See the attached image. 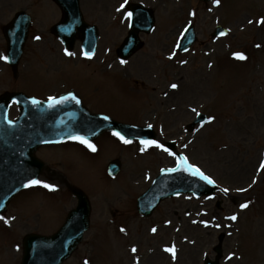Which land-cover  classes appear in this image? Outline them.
<instances>
[{
	"label": "rangeland",
	"instance_id": "obj_1",
	"mask_svg": "<svg viewBox=\"0 0 264 264\" xmlns=\"http://www.w3.org/2000/svg\"><path fill=\"white\" fill-rule=\"evenodd\" d=\"M134 4L152 10L154 29L139 35L142 47L121 63L116 51ZM79 7L98 31L91 59L83 58L79 42L65 50L50 34L60 20L51 0H0V95L46 100L72 90L92 113L151 125L155 141L173 142L219 190L213 200L170 198L143 219L135 201L160 169L174 167L170 152L108 132L90 143L94 152L76 139L41 147L36 156L46 170L38 180L54 189L33 185L10 202L0 219V264L20 263L25 235H50L61 226L75 205L69 186L87 196L91 215L83 241L63 264H203L218 248L219 264H264V0H79ZM18 11L31 26L13 73L2 58L1 29ZM188 25L196 41L180 54L176 44ZM219 25L229 35L211 38ZM197 113L209 122L186 132ZM16 116L12 106L9 117ZM113 160L120 169L110 177ZM173 247L175 256L166 250Z\"/></svg>",
	"mask_w": 264,
	"mask_h": 264
},
{
	"label": "water",
	"instance_id": "obj_2",
	"mask_svg": "<svg viewBox=\"0 0 264 264\" xmlns=\"http://www.w3.org/2000/svg\"><path fill=\"white\" fill-rule=\"evenodd\" d=\"M55 1L63 11L62 22L54 29L55 32L64 43L71 45L74 41L73 33L77 29L82 37L84 53L91 55L95 48L96 33L94 28L82 21L77 0ZM152 23L151 12L139 6L134 7L131 31L119 50L120 55L127 57L133 53L140 46L136 32H149ZM29 24V18L25 14H17L14 22L3 30L7 41L8 60L12 67L16 66L21 56ZM186 33L181 46L183 49L194 39L192 27ZM226 33L225 30L216 28L215 35ZM9 98L18 101L22 110L18 121L13 125L5 122L2 109L0 113V213L22 187L30 184L39 175L42 165L33 158V152L39 145L57 142L71 135H82L93 140L105 130L120 132L127 139L143 140L154 136L149 129L134 128L91 115L71 95L61 97L63 102H57L61 99L59 98L46 104H34L33 100H25L23 95L11 94L1 98L0 104L4 105ZM182 163L184 171L178 169L174 172H162L152 187L138 199L137 209L141 215L149 216L162 199L175 194L193 192L197 196H210L214 193V184L204 180L185 162ZM117 170V163H113L110 168L111 175ZM177 179L181 180V187L175 185ZM74 194L78 200L77 206L69 212L56 234L50 237L28 235L24 238L21 264H61L75 249L88 226L89 205L81 192L74 191ZM205 264L216 263L206 261Z\"/></svg>",
	"mask_w": 264,
	"mask_h": 264
},
{
	"label": "snow or ice",
	"instance_id": "obj_3",
	"mask_svg": "<svg viewBox=\"0 0 264 264\" xmlns=\"http://www.w3.org/2000/svg\"><path fill=\"white\" fill-rule=\"evenodd\" d=\"M126 2H127V0H126ZM215 3H216L217 5H219V4H220V0H215ZM121 7H124V5H122ZM127 15H128L129 18L132 17V12H128ZM250 22H251V21H250ZM260 22H261V23H264V18H262V20H261ZM36 39H40V37H36ZM69 54H70V55H73L74 53H69ZM85 55H88V54L85 53ZM236 55H237L240 59H244V58H245L242 54H236ZM2 58H3L4 60H7V59H8L7 56H4V57H2ZM121 63H126V61H123V60H122ZM172 87H173V88H176L177 85L173 84ZM72 98L75 99V97H72ZM50 100L56 101L57 98H55V97H51ZM32 102H33L34 104H39V101H37V100H35V99H33ZM57 102H63V98H61V99H60L59 101H57ZM17 103H18V101H17ZM50 106H51V105H50ZM106 119H107V118H106ZM149 127H151V125H150ZM113 134L116 135L117 137H119V138H120L121 140H123L125 143H129V142H130V141L126 140V139L124 138V136H122V135L120 134V132H114ZM76 139H79L81 143L86 144L89 148H91L93 151H95V146L92 145V144H90V143H89L87 140H85L84 138H82V137H76ZM142 143H144V144L155 145L156 147L162 148V149H163L164 151H166V152L169 151V149H167L164 145L160 144L158 141H155V140H153V141H142ZM171 154H172V155H175V153H171ZM182 159L186 160V157H185V158H182ZM261 167L264 168V164H262ZM196 171H197V172L200 174V176H201L204 180H206L208 183H210V184H214V183H215L210 177L205 176L202 172H200L199 169H196ZM31 184H32V185H41V184H42L43 187H45V188L54 189V186H53V185H49V184L44 183V182H42V181H40V180H32V181H31ZM224 191L227 192L228 189H224ZM241 191H243V189H241ZM240 207H241V208H247V207H248V204H241ZM0 219H4V218H3V217H0ZM230 219H231V220H236L237 217H236L235 215H233V216L230 217ZM5 223H7V220H5ZM203 223H205V224L207 225V222H203ZM216 227H219V225H216ZM121 230L123 231V229H121ZM152 231L155 232L156 229L153 228ZM166 250L169 251V252H172V253H173V256H175V249H174V247H173V248H168V249H166ZM132 251L135 252L136 249L133 248Z\"/></svg>",
	"mask_w": 264,
	"mask_h": 264
},
{
	"label": "bare ground",
	"instance_id": "obj_4",
	"mask_svg": "<svg viewBox=\"0 0 264 264\" xmlns=\"http://www.w3.org/2000/svg\"><path fill=\"white\" fill-rule=\"evenodd\" d=\"M89 165L91 166V163H89ZM94 165V164H93ZM92 168H93V166H91ZM95 168V167H94ZM242 169H245L244 167L242 168ZM177 183H175V185L177 186V187H181L182 186V183H181V180L180 179H177ZM175 233H177L178 234V230H177V228H175Z\"/></svg>",
	"mask_w": 264,
	"mask_h": 264
}]
</instances>
